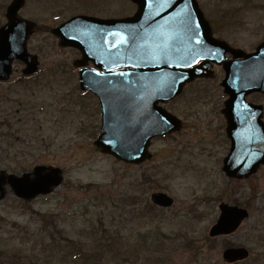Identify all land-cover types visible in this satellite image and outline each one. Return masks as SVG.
<instances>
[{
    "label": "rangeland",
    "instance_id": "rangeland-1",
    "mask_svg": "<svg viewBox=\"0 0 264 264\" xmlns=\"http://www.w3.org/2000/svg\"><path fill=\"white\" fill-rule=\"evenodd\" d=\"M198 2L209 20L221 19L214 25L219 39L248 51L264 41V0ZM134 11L126 0L113 2L114 18ZM34 45L43 46V72L27 80L16 69L0 85V111L9 118L0 122V173L33 177L41 166L58 169L62 181L30 201L7 188L0 264H227L228 246L249 249L251 257L237 264H264V167L242 181L222 171L228 143L219 126L220 73L168 106L179 109L181 132L154 141L152 159L127 165L96 150L100 107L92 94H82L69 68L76 52L53 41ZM63 61L69 75L54 73L53 62ZM252 101L264 106L260 96ZM155 191L169 194L174 205L149 216ZM221 203L246 208L250 218L233 236L211 239Z\"/></svg>",
    "mask_w": 264,
    "mask_h": 264
},
{
    "label": "water",
    "instance_id": "water-1",
    "mask_svg": "<svg viewBox=\"0 0 264 264\" xmlns=\"http://www.w3.org/2000/svg\"><path fill=\"white\" fill-rule=\"evenodd\" d=\"M138 6L134 17L121 20H98L78 18L70 21L56 34L61 37V45L81 49L84 57L95 60L99 54L97 40L93 37L102 29L112 32V42L107 50L110 68L131 66L135 70L122 73L97 74L86 71L81 73V89L91 91L100 98L102 107V134L95 145L100 153L108 154L119 161L140 164L150 158L148 147L155 136L171 134L180 129V121L164 110H154L159 100L162 102L178 96L185 83L196 77L207 76L204 67L191 68L202 58H208L217 64H224L226 78L223 81L230 99L227 102L229 119L228 134L232 141L231 152L224 160V173L230 178L246 179L255 174L264 165V126L260 121L261 107L249 105L245 97L256 92L264 93V43L254 55H244L233 51L234 58L242 60L226 63L223 56L226 50L219 51L223 43L211 36L209 24L204 20L196 0H131ZM175 27H189V35L172 36ZM189 20V23L184 21ZM93 28L95 34H93ZM200 32H198V30ZM200 39L205 44V52L200 56L196 42ZM177 41L188 42L193 54L185 53L177 46ZM219 51V54L213 51ZM27 64L25 74L36 72L35 57L27 54L26 39L0 40V81H6L11 75L14 60ZM206 67V66H205ZM84 71V70H83ZM129 85H124L125 83ZM126 99L135 103H145L146 108L156 113V128L150 118L151 111L145 114L126 112ZM153 106V108L151 107ZM142 105L140 106V108ZM232 109L236 115H233ZM226 111V113H227ZM248 116V117H247ZM249 125L237 128V123ZM152 129V130H151ZM246 129V130H245ZM42 168H37L35 179L9 176L7 183L15 194L24 199L46 194L61 180L55 175H41ZM4 197L3 179L0 176V201ZM152 201L161 207H171L173 200L164 194H154ZM221 215L211 229V237L230 235L248 218V212L238 207L221 205ZM245 249H228L224 259L228 262L242 261L248 257Z\"/></svg>",
    "mask_w": 264,
    "mask_h": 264
},
{
    "label": "flooded vegetation",
    "instance_id": "flooded-vegetation-1",
    "mask_svg": "<svg viewBox=\"0 0 264 264\" xmlns=\"http://www.w3.org/2000/svg\"><path fill=\"white\" fill-rule=\"evenodd\" d=\"M113 2L114 0H0V40H14L18 36L23 37L24 34H26L29 35L28 46L30 45V47L31 43L34 42L53 41L59 44L60 38L54 34L56 29H58L71 19L80 16L111 19L113 18ZM129 3L134 6L131 2ZM129 16L131 15H127V17ZM220 20L221 19L217 18V20L215 21L217 23V21ZM93 34H95L94 28ZM108 34L110 35V33L107 31L104 32V30H100L99 32H97L96 29L95 37H100L101 41L104 42L103 37L105 36L106 40H108ZM100 46L103 47L102 45ZM105 46H107V43ZM28 49L33 51V53H39V58H42L41 51L43 49V46L39 47V45H34L31 47V49L29 47ZM78 55L79 58L71 61L73 66H75L76 61L80 59L79 61H82L80 64L86 67L84 69H92L95 72L104 73V68L107 69L109 67V64L103 59V57L97 58L94 63L92 61H83V58H81L79 52ZM14 65V67H17L20 72L23 71L24 66L22 64H19L17 62ZM53 65V67L55 68L60 67L59 73H62L61 68L64 67L65 62H53ZM127 68L129 69V67ZM73 73L75 74L76 79L79 80V70H73ZM219 73L224 76L222 68L214 66V75L212 78H217ZM204 81L206 80L200 79V81H196L194 83L186 85L185 89L188 90L191 88H204L206 86L203 85ZM28 85H30V83H28ZM221 86L222 85H220V87ZM222 97L223 98L221 99L223 100H221V103L219 104V114L221 118V124L219 126L222 129L225 139L226 119L222 113L226 101L224 92L222 94ZM181 99L182 98H177L165 104L159 103L158 106L166 108L172 114L181 119L182 115L179 113V109L168 108L169 105L176 104ZM134 103L135 102L130 99L126 100L125 110L128 114L130 112H133L135 113L136 117L137 112H142V114H145L147 110L153 112V109L146 108L144 102L141 103V108V105L137 107L136 105H134ZM190 106L191 105H187V110L185 111V113L188 114V112H192ZM211 109L212 110H210L208 113L213 112V108ZM153 115L155 116V113ZM182 123L184 124L183 120Z\"/></svg>",
    "mask_w": 264,
    "mask_h": 264
},
{
    "label": "trees",
    "instance_id": "trees-1",
    "mask_svg": "<svg viewBox=\"0 0 264 264\" xmlns=\"http://www.w3.org/2000/svg\"><path fill=\"white\" fill-rule=\"evenodd\" d=\"M152 211L151 210H149V213H151ZM127 262H129V261H127Z\"/></svg>",
    "mask_w": 264,
    "mask_h": 264
}]
</instances>
